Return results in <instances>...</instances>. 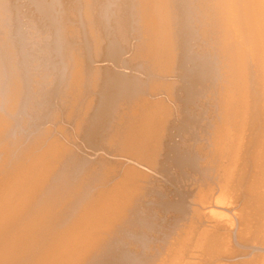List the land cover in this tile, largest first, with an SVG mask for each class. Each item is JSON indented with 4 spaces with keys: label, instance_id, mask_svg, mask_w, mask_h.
<instances>
[{
    "label": "bare ground",
    "instance_id": "6f19581e",
    "mask_svg": "<svg viewBox=\"0 0 264 264\" xmlns=\"http://www.w3.org/2000/svg\"><path fill=\"white\" fill-rule=\"evenodd\" d=\"M29 1L38 19L0 0V264H264V0H196L187 27L220 80L204 125L184 128L168 78L197 71L181 56L186 4ZM48 89L34 110L54 127L15 137L13 113Z\"/></svg>",
    "mask_w": 264,
    "mask_h": 264
},
{
    "label": "rangeland",
    "instance_id": "374dc122",
    "mask_svg": "<svg viewBox=\"0 0 264 264\" xmlns=\"http://www.w3.org/2000/svg\"><path fill=\"white\" fill-rule=\"evenodd\" d=\"M19 1H20L21 3H22V2L25 3V4H24V5H25V8L22 7V6H24L23 3H22V6H21V10L24 12L23 14L26 15V12H25V11H27V13L29 14V15H27V16L30 17V18H31V17H34V16H36V15H37V19H38L39 17H41L40 13H37V11L34 9V4H32L31 1H29V0H19ZM116 1H119V0H116ZM131 1H132V0H131ZM181 2H182V3H181ZM184 2H186V3H184ZM192 2H193V0H192ZM21 3H20V4H21ZM30 3H31V4H30ZM181 4H182V5H183V4H186L187 6H188L189 4H191V5H189V7L186 6L187 9L189 8L188 11H187V9H185V8H180V9H178V10H182V11L185 9V11L183 12V14H182V11H180L179 13L181 14V18H183V20L186 21V23H185V21H183V22L185 23V24L183 23L185 26H184L183 24H182L183 26H181V28L183 27V29L180 28V30H183V31H184V32H182L181 34H180L181 31L179 32V36L181 37V39H179L180 37L178 38V39L182 42V43H181V42L179 41L181 44H186V45H183V46L180 45L181 49L184 48V50L182 49L181 56L184 55L185 57L188 56L187 58L190 57L189 59H191V60L188 59V60L190 61V62L188 61V62H189V63H188V67L191 66V69L193 68L194 70H197V71H195V73H193L192 76L190 75L189 78H186L187 80H184V79L181 80V78L178 79L177 77H169V78H168V79H177V80H180V81L182 82V86H180V87L177 89V91H176L177 101H178L180 104H182V106H183L182 109H181V111H180L179 113H180V115H187V116H185L183 119H186V120H187V118L189 117V121H188V122H185V120H183V119H179V120L177 119L178 122H177V123L175 122V123H176V124L179 123L180 126H182V127L184 126V127H185V126H186L185 123H189V122H190V119H191V120H192V122H191L192 125H198L199 122H200L199 125H201V124L204 125L205 120H206L207 118L205 119V118H201V117L206 116V115H207L206 112H208L207 109L209 110V108H211V105H213V103H211V102H213L212 97L214 96V93H216V90H217V89H215V88H217L218 85H219V80H220V79H219V78H220L219 75H220V73L218 72V69H217V68H218V66H217V64H218V63H217V60H216L215 57H214V59H215V61H214L213 57H211L213 54H212V52L210 51V47H209V48L207 47V46H209V44H208V43H205V44H204V42L202 41L203 39L201 40L202 36H200L199 32H197V30H199V28L195 29L196 27H198V25H196V22H195V21H196V16H194V15L198 12V8H196V5H195V4H196V0H194V4L191 3V0H190V1H189V0H186V1H184V0H180V2H179L178 5H179V6H182ZM192 5H194V6L192 7ZM27 6H28V7H27ZM65 6H66V4H65ZM184 6H185V5H184ZM184 6H182V7H184ZM190 6L192 7L191 9H190ZM69 7H70V6H69ZM69 7H68L67 9H69ZM130 7H131V8H130ZM130 7L127 8V9H128V11H129L128 14L131 15V14H132L131 12L133 11V9H132V6H130ZM194 7H195V8H194ZM26 8H28V9H30V10H28V9H26ZM177 8H179V7L177 6ZM32 9H33V10H32ZM70 9H71V8H70ZM193 9H194L195 11L197 10V12L194 13ZM130 10H131V11H130ZM190 10H192V11L190 12ZM29 11H31V12H29ZM63 11H64V10H63ZM125 12H127V10H126ZM185 12H186V13H185ZM189 12H190V14H191L193 17L190 16ZM192 12H193L194 14H193ZM34 13H36V15H35ZM184 13L187 14V15H184ZM33 14H34V15H33ZM124 14H126V13H124ZM39 15H40V16H39ZM196 15H197V14H196ZM27 16H26V17H27ZM38 16H39V17H38ZM72 16H73V15H72ZM26 17H25V16L22 17V20L20 19V22L23 23V22L27 21V19L24 20ZM28 17H27V18H28ZM131 17H132V16H129V18H131ZM186 17H187V19L190 20V22L193 21V19L195 20V21H193V22L190 23L191 26H190L189 22H187V21H189V20H186ZM194 17H195V18H194ZM129 18H128V19H129ZM131 19H133V18H131ZM131 19H129V20H131ZM132 22H133V21L131 20V24H132ZM194 22H195V23H194ZM72 23L74 24V23H77V22H76V21H73ZM187 23H188V24H187ZM186 24H187V25H186ZM193 24H194L195 28H192V29H193V30H192V29H190V28L193 27ZM26 25L28 26V24H26ZM27 26L23 25L21 28H22V29H25ZM187 26H189L190 28H188ZM49 27H50V26H48V28H49ZM186 27H187L188 29H187ZM185 28H186V29H185ZM187 30H190L192 33H191L190 31H187ZM186 31H187V32H186ZM185 32H186V33H185ZM195 32H196L197 34H196ZM183 33H185L186 35L183 34ZM187 34H189L190 36H188ZM195 34H196V35H195ZM131 35L133 36V32H131ZM183 35H185V36H183ZM198 36H200V37H198ZM26 37H27V36H26ZM26 37H25V38H26ZM187 37H188V39H187ZM183 38H186V39H183ZM193 38H194V39H193ZM195 38H196V40H195ZM199 38H200V39H199ZM198 39H199L200 41L203 42V43L201 42L202 44H200V47H198V46H199V43H200V41H199ZM26 40H27V38H26ZM184 40H185V43L183 42ZM187 40H188V41H187ZM135 41H136L135 39H132V42H135ZM186 41H187V42H186ZM197 41H199V42H197ZM196 43H198V44H196ZM194 44H195V45H194ZM207 44H208V45H207ZM203 45H205V47H204L205 50H206V49H209L208 52L210 51V53H207V52H206L207 50H206V51L203 50V49H204V48H203ZM25 46H26V45L24 44V47H23L24 50L27 49V51H25V52H28V50L30 51L31 48L28 49V47H30V46H26V48H25ZM185 46H188V47H185ZM43 47L46 48L47 46H46V45H44V46L42 45V48H43ZM194 47H195V48H194ZM198 48H200V49L202 48L201 50H199L200 52H199V51L196 52V50H197ZM37 50H38V49H36V50L34 49V51H31L30 54L33 55V54H34L33 52H37ZM199 53L202 54V55L200 56ZM127 55H130V53H127ZM197 55H198V56H197ZM208 55H211V56H208ZM191 56H192V57H191ZM193 56H194V57H193ZM199 56L202 58V60H201V58H200ZM203 56H205V57L207 56L206 58H209V59L206 60L205 57H203ZM197 58H198V59H197ZM212 59H213V62H214L213 65H216V67H212L213 69L211 68V66H213L212 63H211V62H208L209 60L211 61ZM200 60H201V61H200ZM199 61H200V62H203V64L205 63L203 69L206 67L208 73L205 72L206 69H205V70L201 69V70H199V72H198V69H197L198 66H197V64L200 63ZM48 62H49V61H48ZM48 62H46V65H48V64L50 63V62H49V63H48ZM196 63H197V64H196ZM209 63L211 64V66H210ZM216 63H217V64H216ZM56 64H59V63H56ZM56 64H55V65H56ZM95 64H101V63H95ZM209 68H210L211 70H210ZM214 68L217 69L216 72H218L219 74H218V73H216V74H218V75H216L215 73H213V72H215V71H212V70H214ZM210 71H211V72H210ZM197 72H198L199 76H200L201 74L206 75L205 73H207V75L209 74L208 76H210V79H211L213 76H214L213 78H215V79L212 78V79H213V82H212L210 79H207V80H210V81H211V82H210V81L205 80V78H209L207 75H206V76H203V75H202V76H201L202 80L200 81V77L198 76ZM200 72H201V74H200ZM204 72H205V73H204ZM154 74H155V73H152L151 76L153 75V76H155L156 78H159V79H167L166 77H162V76H160V75H156V74L154 75ZM194 74H195V75L197 74V76H195ZM210 74H211V75H210ZM212 74H213V76H212ZM214 74H215V75H214ZM193 76L195 77V79H194ZM216 76L218 77V78H217L218 80L216 79ZM204 77H205V78H204ZM197 78H198V79H197ZM192 79L195 81L196 84L193 82ZM203 79H204V80H203ZM215 80H216V81H215ZM184 81H185V82H184ZM196 81H197V82H196ZM203 81H206L207 83H206V82L204 83ZM209 82H210V83H209ZM215 82H216V84H214ZM197 83H198V84H197ZM199 83H200V84L204 83V84L200 85ZM61 84H62V83H61ZM192 84H193V85H192ZM210 84H211V85H210ZM212 84H213V85H212ZM217 84H218V85H217ZM201 86H204L205 89H204L203 87H201ZM205 86H206V87H205ZM211 86H212V87L215 86V87H213L214 89H213ZM195 87H196V88H195ZM199 87H200V88H199ZM201 88H202L203 90H201ZM209 88H210V89H209ZM197 89H198V90H197ZM207 89H209V91H207ZM199 90H200V91H199ZM205 90H206L207 92H206ZM201 91H203V92H201ZM210 92H211V93L213 92V93H212L213 96L211 95ZM47 93H48V94H47ZM50 93H51V90L48 89V90L44 93V95H45L46 97L43 95V99H42V98H39V100H38L36 96H33V99H29L28 102H29L30 104L27 103V104H26V107H27L28 109H29V108L31 109V108L33 107V108H32V111H31L30 109H29L30 111L28 110L29 113H28V111H20V110H19L18 112H16V114L13 113V114H14L13 116H15V117L17 116V117H16L17 119H16L15 117H13L12 114L9 115V118H10V117H13V118H10L11 120L13 119L12 121L16 120V121L12 122V127H11V128H13V129H10L11 131L14 132V134H15V132H16L15 137H16V136H20L21 134H22V135H24V134H25V135H33V134H35V133L39 130V128L41 129V128H45V127H49V126H50V127H51V126L54 127V123L52 124V122L50 121L51 119H50L49 117H47V119H46V117L43 116V115H41L39 111L37 112L36 110H34L35 108H37L36 106H38V107H44V106H46V104L44 103V100L46 101V99H47V97H48V95H49ZM197 93H198V94H197ZM200 93H203V95H201ZM209 93H210V94H209ZM205 94H208V96L205 95ZM204 95H205V96H204ZM161 96H165V97H166V94H165V93H162V94H158V95H156V96H152V97H150V98L153 99V98H157V97H161ZM181 96H182V97H181ZM200 96H201L202 98H201ZM203 96H204V98L206 97L207 100H209V102H208L206 99H204ZM179 97H180V98H179ZM186 97H187V98H186ZM208 97H209V98L211 97V98H210L211 100H210ZM45 98H46V99H45ZM199 98H200V100H202L203 102H204L205 100H206L207 102L205 101V102H204L205 104H204L202 101H201L202 103H201V102H198ZM36 99H37V100H36ZM182 99H183V100H182ZM185 99H186V101H185ZM32 100H33V101H32ZM42 100H43V101H42ZM200 100H199V101H200ZM34 102H35V103H34ZM186 102H187V103H186ZM43 103H44V104H43ZM46 103H48V102H46ZM172 103H174V102H171V104H172ZM199 103H200V105H201V104H202V105L200 106ZM209 103H210V104H209ZM34 104H35V105H34ZM39 104H41V105L39 106ZM207 104H209L210 106H208ZM187 105H188V106H187ZM206 105H207V106H206ZM28 106H29V107H28ZM173 106H174V105H173ZM185 106H186V107H185ZM202 106H203V107H202ZM205 106H206L207 108H206ZM34 107H35V108H34ZM183 108H184V109H183ZM201 108H206V111H205V109L200 110ZM194 110H195V111H194ZM203 110H204V111H203ZM200 111H203V113L200 112ZM19 112H21V113L23 112L22 115L19 114ZM25 112H26V113H25ZM30 112H31V113H30ZM27 113H28V114H27ZM196 113H197V114H196ZM18 114H19V115H18ZM26 115H27V116H26ZM29 115H30L31 117H30ZM190 117H191V118H190ZM31 118H32V119H31ZM195 118H196V119H195ZM193 119H194V120H193ZM201 119H203V120L200 121ZM196 120L199 121V122H197ZM20 121H21V122H20ZM31 121H32V122H31ZM63 121H64V120H59V121H57V122H59V123H57V122H56V123H57V124H61V125H65L66 127L71 128V126H70L69 123H67V122H65V121L63 122ZM181 121H183V122H181ZM195 121H196V122H195ZM203 121H204V122H203ZM18 122H19L20 124L17 125L16 123H18ZM28 122H29V123H28ZM42 122H44V123H42ZM62 122H63V123H62ZM193 122H195V123H193ZM39 123H41V124H43V125H41V124H39ZM13 124H14V126H13ZM22 124H23V125H22ZM32 124H33V125H32ZM68 124H69V125H68ZM44 125H45V126H44ZM15 126H16L17 128H16ZM25 126H26V127H25ZM42 126H43V127H42ZM201 126H202V125H201ZM201 126H198V127H199V128H202ZM18 127H19V130L22 129V131H20V133H19ZM20 127H22V128H20ZM23 127H24V128H23ZM29 127H30V128H29ZM184 127H183V128H184ZM27 128H29V129H27ZM31 128H32V130H31ZM36 128H37V129H36ZM14 129H15L16 131H14ZM26 129H27V131H26ZM190 129H191V128H190ZM17 130H18V131H17ZM201 130H202V129H201ZM31 131H32V132L35 131V132L31 134ZM183 131H184V130H183ZM185 131H186V132H185ZM185 131H184V132L180 131V132L178 133L180 136H177V138H176V136H175V141H176V142H178L179 139H180V138H178V137L183 138V135L185 136V133H189V130L186 129ZM191 131H192V132L189 133V134H191V135L193 134V135H194V136H193V135H192V136L190 135L193 139L195 138L196 140H201V139L199 138V136H202V135H200V133H199V132H200V129L197 130V131L194 130V132H193V130L191 129ZM17 132H18L19 134H18ZM53 132H54V133H53ZM53 132H52V135H57V136H59L61 139L65 140L66 143H68V144L70 143L71 146L73 145V143L70 142V141L68 142V140L63 136V134H62V133H59V131L54 130ZM181 132H182V133H181ZM170 133L173 134V135H175V134H176L175 129H171ZM183 133H184V134H183ZM196 133H197V134H196ZM22 135H21V136H22ZM60 135H61V136H60ZM195 135H197V137H196ZM13 137H14V135H13ZM192 138H189V139H188V138L186 137L185 139H186V141H187V140H188V141H192V140H193ZM173 141H174V140H173ZM173 141H171V142H169V143L172 144ZM7 142L10 143V139H8ZM9 143H7L8 146L5 145V146L3 147L2 150L0 149V150L2 151V152H1L2 155H4V154L6 153L8 147H9V145H10ZM80 143H82V141H81ZM73 146H74V145H73ZM6 147H7V148H6ZM17 147H18V148H17ZM17 147L15 146V149H14V150H17V152H18V151L20 150L21 147H19V146H17ZM16 148H17V149H16ZM3 150H6V151L3 152ZM85 150L90 151L89 149H86V148H85ZM180 150H181L182 155H184V156H188V153L190 152V149H189L188 146H187V147L185 146V147L183 148V147H180V145H179V152H180ZM182 150H183V151H182ZM185 150H186V151H185ZM79 152L82 153V151H79ZM82 154H84V153H82ZM189 155H190V153H189ZM215 159H218V158H215ZM170 163L173 164L172 161H170ZM173 167H175V166L172 165V166L170 167V169H169V173H172V171L176 170V167H175V168H173ZM191 186H192V184L189 185L190 188H192ZM182 187H183V186H182ZM151 192H153V190H151ZM168 196H170V195H168ZM149 204H151V203H149ZM157 204H159V203H157ZM161 213H164V210H161ZM170 220H171V219H168V221H170ZM166 226H167V224H166ZM165 229H166V228H165ZM159 233H160V231L157 232L158 235H160ZM161 234H162V233H161ZM162 235H163V234H162ZM162 235H161V236H162ZM163 236H164V235H163ZM163 236H162V237H163ZM152 237H153V236H151V238H152ZM151 238H150V239H151ZM154 238H155V237H154ZM154 238H153V239H154ZM163 238H164V237H163ZM163 238H162V239H163ZM153 239H152V240H153ZM160 239H161V238H158L157 241L159 240L158 242H160V241H161ZM141 251H142V250H141ZM240 256H241V255H240ZM245 257H246V258H245ZM244 258L247 259V258H249V257H248L247 255H245ZM244 258H243V256H242V258L239 257V258H236V259H244ZM115 261H116V262L118 261L119 264H122V260L116 259ZM115 261H114V264H118V263H116ZM120 262H121V263H120ZM112 264H113V263H112Z\"/></svg>",
    "mask_w": 264,
    "mask_h": 264
}]
</instances>
